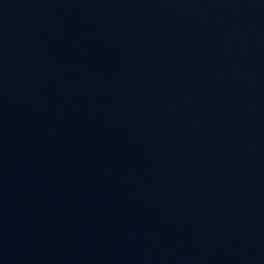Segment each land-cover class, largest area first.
<instances>
[{
    "label": "water",
    "instance_id": "1",
    "mask_svg": "<svg viewBox=\"0 0 264 264\" xmlns=\"http://www.w3.org/2000/svg\"><path fill=\"white\" fill-rule=\"evenodd\" d=\"M0 264H264V0H0Z\"/></svg>",
    "mask_w": 264,
    "mask_h": 264
}]
</instances>
